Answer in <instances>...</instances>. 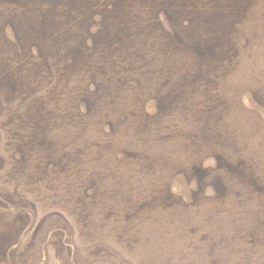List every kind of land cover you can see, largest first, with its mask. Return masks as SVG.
I'll return each mask as SVG.
<instances>
[{"label":"rangeland","instance_id":"1","mask_svg":"<svg viewBox=\"0 0 264 264\" xmlns=\"http://www.w3.org/2000/svg\"><path fill=\"white\" fill-rule=\"evenodd\" d=\"M161 2L0 0V264H264V0Z\"/></svg>","mask_w":264,"mask_h":264},{"label":"trees","instance_id":"2","mask_svg":"<svg viewBox=\"0 0 264 264\" xmlns=\"http://www.w3.org/2000/svg\"><path fill=\"white\" fill-rule=\"evenodd\" d=\"M177 0H162L161 2V6L166 7V6H170L169 4H176ZM136 4V1H133L132 3ZM146 3V2H145ZM160 5V4H159ZM181 5V4H180ZM69 15L72 14V11L70 9H68ZM74 14V13H73ZM133 24V23H132ZM53 50H41L40 53L41 55L47 54L49 56V54H53L51 53ZM42 58L44 56H41ZM43 59H46V57H44ZM7 60H5L4 55L0 56V63L4 64V62L6 63ZM30 64V62H29ZM31 65H35V63H31ZM13 69H9V67L4 66L3 68L0 67V82L3 81L4 84L8 83L9 81H11V83H16L18 82V86H25L26 80H25V76H29L32 75L33 79L35 80L37 76L41 75V72H38V69H34L31 66H28L26 70L19 72L16 71L18 70V68H15V71H12ZM31 71V72H29ZM23 73H25L26 75L23 76Z\"/></svg>","mask_w":264,"mask_h":264}]
</instances>
